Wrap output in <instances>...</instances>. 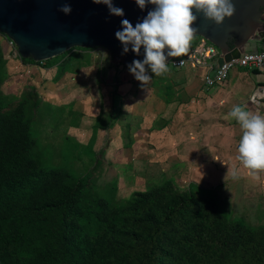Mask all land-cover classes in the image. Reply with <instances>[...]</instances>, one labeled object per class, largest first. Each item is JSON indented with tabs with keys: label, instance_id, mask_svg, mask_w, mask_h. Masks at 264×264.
<instances>
[{
	"label": "rangeland",
	"instance_id": "obj_1",
	"mask_svg": "<svg viewBox=\"0 0 264 264\" xmlns=\"http://www.w3.org/2000/svg\"><path fill=\"white\" fill-rule=\"evenodd\" d=\"M109 58L102 48L74 47L38 65L29 64L19 60L16 48H9L0 34V152L13 141L36 169L48 175L42 188L69 185L78 213L73 208L66 222L76 223L99 242L107 241L108 255L115 262L126 257L130 235L148 231L150 221L167 205L187 195L193 208L182 212L184 221L197 218L211 201L220 226L238 220L250 230L264 232V187L254 184L248 186L251 191L240 192L227 182L218 186L194 182L184 170L150 167L148 156L140 165L131 140L113 144L111 153L106 151L107 140H95V131L106 120L107 86L100 72ZM152 196L156 197L150 204ZM171 241L172 233L166 232L162 246L168 248ZM14 261L19 260L0 245V264Z\"/></svg>",
	"mask_w": 264,
	"mask_h": 264
},
{
	"label": "crops",
	"instance_id": "obj_2",
	"mask_svg": "<svg viewBox=\"0 0 264 264\" xmlns=\"http://www.w3.org/2000/svg\"><path fill=\"white\" fill-rule=\"evenodd\" d=\"M257 39L237 54L261 50L264 42ZM200 41L194 36L189 49L196 48ZM219 57L220 53L197 66L168 67L169 71L160 76L147 70L152 80L146 85L137 81L129 68L104 59L100 78L107 86L108 107L106 120L95 131V140H107V153L113 144L131 140L139 164L148 156L150 167L184 170L194 182L212 186L227 182L240 192L251 191L248 186L254 184L264 187V172L255 178L238 160L243 130L228 115L234 106H246V110L264 115V97L257 104L249 100L252 92L264 86V70L233 69L224 83L206 87L202 77L207 65L216 68Z\"/></svg>",
	"mask_w": 264,
	"mask_h": 264
},
{
	"label": "trees",
	"instance_id": "obj_3",
	"mask_svg": "<svg viewBox=\"0 0 264 264\" xmlns=\"http://www.w3.org/2000/svg\"><path fill=\"white\" fill-rule=\"evenodd\" d=\"M47 180L48 175L36 169L15 142L0 152V245L19 260L9 264H50L56 260L68 264H264L263 231L250 230L238 220L220 226L211 201L197 218L184 221L182 212L193 208L189 195L167 205L150 221L148 231L130 235L132 244L126 257L112 261L107 241L99 242L76 223L66 222L75 209L71 187L42 188ZM154 192L157 195L158 189ZM155 197L148 203L153 204ZM166 232L172 233L168 248L162 246Z\"/></svg>",
	"mask_w": 264,
	"mask_h": 264
},
{
	"label": "water",
	"instance_id": "obj_4",
	"mask_svg": "<svg viewBox=\"0 0 264 264\" xmlns=\"http://www.w3.org/2000/svg\"><path fill=\"white\" fill-rule=\"evenodd\" d=\"M232 2L236 9L234 15L220 25L193 10L197 16L194 36L219 51L218 67L223 61L238 57L237 52L241 53L249 41L259 38L264 42V21L261 20L264 0ZM65 3L72 9L67 15L59 11ZM112 3L123 9V16L110 14L107 5L93 0H0V34L14 44L19 58L34 63L74 47L102 48L114 64L128 68L133 60H143L144 49L136 55L128 45L129 51L124 53V46L115 33L122 30V20L127 19L135 27L155 6L148 4L141 10L135 0H112Z\"/></svg>",
	"mask_w": 264,
	"mask_h": 264
},
{
	"label": "clouds",
	"instance_id": "obj_5",
	"mask_svg": "<svg viewBox=\"0 0 264 264\" xmlns=\"http://www.w3.org/2000/svg\"><path fill=\"white\" fill-rule=\"evenodd\" d=\"M93 3L107 5L112 15H124L123 9L113 6L112 0H93ZM135 3L141 10L148 4L155 7L135 27L127 19L122 20V30L115 36L124 46V53L129 51L128 45L136 55L143 47V60H133L128 66L130 73L142 85L152 80L147 69L160 76L169 71L168 57H181L188 53L196 32L193 25L197 16L193 10L203 13L217 25L232 17L236 10L232 0H135ZM59 11L67 15L72 9L65 3ZM255 100L253 97V102ZM228 115L243 130L237 158L249 170V175L258 178V174L264 172V115L246 110V106H234ZM232 175L235 177L236 173Z\"/></svg>",
	"mask_w": 264,
	"mask_h": 264
},
{
	"label": "built area",
	"instance_id": "obj_6",
	"mask_svg": "<svg viewBox=\"0 0 264 264\" xmlns=\"http://www.w3.org/2000/svg\"><path fill=\"white\" fill-rule=\"evenodd\" d=\"M5 42L9 48H15L14 44L6 37ZM218 56L219 51L213 45L201 39L199 45L194 49H189L186 55L171 57L168 60V67L179 69L186 65L197 66L205 60L215 59ZM233 69L264 70V47L257 52L242 53L236 58L223 61L219 67L217 66L214 69L207 65V71L202 77V82L206 87L220 85L226 81L229 72ZM253 97L256 98L255 102H253ZM261 97H264V86L252 92L249 100L251 103L257 104Z\"/></svg>",
	"mask_w": 264,
	"mask_h": 264
}]
</instances>
